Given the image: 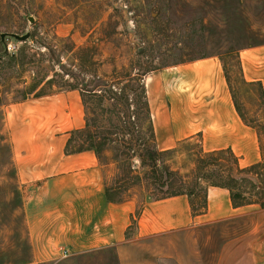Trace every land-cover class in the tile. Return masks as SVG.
<instances>
[{"label": "rangeland", "instance_id": "374dc122", "mask_svg": "<svg viewBox=\"0 0 264 264\" xmlns=\"http://www.w3.org/2000/svg\"><path fill=\"white\" fill-rule=\"evenodd\" d=\"M27 32L30 37L26 41L10 36L2 40L0 36V105L76 86L80 92L90 91L82 99L85 113L99 126L116 132L113 139L133 142L132 146L137 148L143 137L141 129L137 127L130 133L123 130L125 126L117 112L125 110L124 104L101 100L99 96L106 94L105 88L113 85L115 99L120 93L126 94L130 104L126 108L136 113L137 96L142 94L148 73L218 55L245 121L255 128L264 125L260 88L245 80L237 57L239 50L264 43V0H0V34ZM2 115L0 109V264H27L32 260L33 246L23 206V188L14 177L8 144L1 133ZM115 146L117 143H113ZM261 147L264 134L256 137L255 156L244 160L233 153L242 159L239 163L244 167L257 154L261 156ZM164 151L155 174L166 183L155 189L157 185H151L152 169L141 166L137 156L132 158L131 165L133 174L141 180L124 182V157H117V151L110 146L103 155L102 161L106 163H101L106 186L125 183L117 189V197L123 199L133 197L141 202L157 198L166 194L170 184L166 168L182 176L177 181L182 190L198 185L194 199L199 204L208 181L195 180L192 171L199 156L215 150L194 136ZM231 226H225V230ZM200 235L202 263L212 264L224 229L212 225ZM40 264L118 262L114 249L109 248Z\"/></svg>", "mask_w": 264, "mask_h": 264}, {"label": "crops", "instance_id": "0c3cea01", "mask_svg": "<svg viewBox=\"0 0 264 264\" xmlns=\"http://www.w3.org/2000/svg\"><path fill=\"white\" fill-rule=\"evenodd\" d=\"M237 57L245 80L264 91V43ZM145 87L159 150L199 136L211 150L255 156L256 128L240 115L218 55L151 71ZM80 93L64 89L0 105L1 133L24 193L33 246L27 264L109 248L118 264H203L200 232L212 225L225 233L212 264H264V208L234 207L227 188L208 185L201 213L187 194L110 201L94 151L65 153L71 132L86 124ZM260 160L257 154L246 166Z\"/></svg>", "mask_w": 264, "mask_h": 264}, {"label": "trees", "instance_id": "16d2710c", "mask_svg": "<svg viewBox=\"0 0 264 264\" xmlns=\"http://www.w3.org/2000/svg\"><path fill=\"white\" fill-rule=\"evenodd\" d=\"M47 82L49 83L50 79H47ZM248 84L256 85L260 88L261 98L264 102V91L262 85L260 83L249 82ZM109 87L110 86L105 88L106 94H101L102 96L99 97L101 100L104 98L107 101H122L125 110L120 112L118 110L117 116L121 124L125 126L123 130L126 129L127 132L130 133L134 132V130L139 127L141 129V134H143V137L139 140L137 148H135L136 146H132L133 142L125 140L119 142L117 139H113L112 137L116 134V132L99 126L87 113L85 127L71 132L65 147V153L71 154L88 150L94 151L100 161V164H103L106 163L102 161L103 155L105 154L107 148L112 146V148H114V150L118 153L117 157H124L122 160L123 162H121L124 166V177H122L123 181H127L129 179L141 180L140 176L133 174L132 171L131 161L133 157L137 156L141 166L148 168L149 171L152 169V177L150 176L151 185H157L156 188L154 187L155 189L158 187H164L163 184L166 182H161V176L155 174V171L158 169V162L161 154L166 151L159 150L155 145L154 129L146 96V87H143L142 94L137 96L138 105L136 113L128 111L130 104L126 94L120 93V96L115 99L112 97V95H116L113 90V85L110 88ZM74 89H77V87L74 86ZM82 90L83 89H81V94L83 99V95L87 92V90H83V92ZM87 93H90V91ZM107 94L109 95L106 96ZM233 98L240 115L244 118L240 111L239 104L236 102L234 96ZM111 105L113 106V104ZM126 106H129L128 109ZM256 131L258 137L264 134V125L261 127L257 126ZM113 143H117V146L113 147ZM165 172H168L171 177L170 184L167 185L166 194L157 198H164L177 194H187L190 197L193 212H203L206 207L205 195L207 187L205 188L203 196L200 198V202L198 204L194 199L196 196L195 188L198 186L197 184H195L194 187H190L187 191L182 190L181 186L177 185V181L180 180L182 176L176 172H170L166 168ZM147 174L148 172L146 171L144 178H147ZM192 174L194 175L193 178L195 180L204 179L208 181V185L227 188L230 191L231 201L234 207L258 204L264 208V147H261V160L246 167L240 166L238 157L230 148L208 152L197 158L196 167L192 171ZM122 185L124 186L126 184L121 183L120 186L116 187H113V185L106 186V196L110 201L119 202L124 200L123 198L117 197V189H120Z\"/></svg>", "mask_w": 264, "mask_h": 264}, {"label": "water", "instance_id": "95a60500", "mask_svg": "<svg viewBox=\"0 0 264 264\" xmlns=\"http://www.w3.org/2000/svg\"><path fill=\"white\" fill-rule=\"evenodd\" d=\"M29 20L33 21V18L30 17ZM0 36H1L2 40H4L6 36H10V37L15 38L18 41H26L27 39H29L30 33L27 32V33H25L23 35H19V34H16V33H1Z\"/></svg>", "mask_w": 264, "mask_h": 264}]
</instances>
